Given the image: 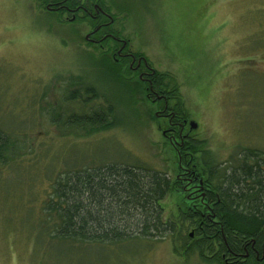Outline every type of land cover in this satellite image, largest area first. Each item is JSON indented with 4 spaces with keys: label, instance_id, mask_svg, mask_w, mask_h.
<instances>
[{
    "label": "rangeland",
    "instance_id": "obj_1",
    "mask_svg": "<svg viewBox=\"0 0 264 264\" xmlns=\"http://www.w3.org/2000/svg\"><path fill=\"white\" fill-rule=\"evenodd\" d=\"M46 1L0 0V132L14 146L0 163V264H217L180 256L169 237L108 249L68 250L57 239L48 246L44 200L69 168L129 162L170 174L166 215L188 206L207 213L203 179L191 177V167L205 174L202 153L190 166L179 143L205 140L227 165L242 149L264 151V0H97L113 17L109 31L165 74L168 91H150L128 60L116 61L115 42L86 41L95 23L85 12L72 18ZM91 84L100 94L90 105L114 102L117 124L92 134L65 129L68 115L89 109L65 96L72 87L85 96Z\"/></svg>",
    "mask_w": 264,
    "mask_h": 264
},
{
    "label": "trees",
    "instance_id": "obj_2",
    "mask_svg": "<svg viewBox=\"0 0 264 264\" xmlns=\"http://www.w3.org/2000/svg\"><path fill=\"white\" fill-rule=\"evenodd\" d=\"M70 1L75 6L81 0ZM164 77L158 71L152 74L154 89L169 90L168 84L164 86ZM86 93L84 96L80 88L72 87L65 94L67 101H79L89 109L73 111L63 127H80L86 134L115 127V103L106 98L94 107L90 103L99 97L98 88L91 84ZM176 107L181 114L185 111L181 100ZM179 145L182 153L192 157L190 166L195 164V154L202 153L205 174L191 167V177L203 179L207 213L188 206L166 215L163 201L174 181L160 169L129 162L77 166L56 176L44 200L46 214L41 218V234L49 233L48 246L57 239L68 250L78 246L108 249L142 238L169 237L180 242L174 248L184 258L197 253L203 260L217 264H223L222 260H226L224 264H264V151L241 148L238 159L228 160L227 165L205 147V140L183 139ZM13 148L10 137L0 132V163L8 161V151L13 152Z\"/></svg>",
    "mask_w": 264,
    "mask_h": 264
},
{
    "label": "flooded vegetation",
    "instance_id": "obj_3",
    "mask_svg": "<svg viewBox=\"0 0 264 264\" xmlns=\"http://www.w3.org/2000/svg\"><path fill=\"white\" fill-rule=\"evenodd\" d=\"M69 0H47L46 8L50 11H54L56 13L65 14L68 12L73 13V17H75V12L81 11L85 12L87 18L93 23H95L94 27H92L90 33H88L86 37V41L92 42L99 46H103L107 41L106 39L109 37L110 42L114 43L117 48L115 50L114 58L116 61H120V59L128 60L129 68L133 71H138L140 78H142L145 82L148 83L150 91H153V82H152V74L155 72L149 66L147 59L144 55L137 53L136 51H132L128 47L127 41L119 37L118 35L113 34L109 31V24L112 23L113 17L111 14L105 10V6L97 2V0H81L77 5L73 6L72 1L68 3ZM85 16V17H86ZM119 45V46H117ZM156 97L160 100L166 101L165 94L155 93ZM249 254L247 250L246 256ZM259 256V253L256 254Z\"/></svg>",
    "mask_w": 264,
    "mask_h": 264
},
{
    "label": "water",
    "instance_id": "obj_4",
    "mask_svg": "<svg viewBox=\"0 0 264 264\" xmlns=\"http://www.w3.org/2000/svg\"><path fill=\"white\" fill-rule=\"evenodd\" d=\"M190 123H191V129H193V128L197 127V125H198V124H197V122H196V121H194V120H193V121H191ZM192 235H193V232H191V236H192Z\"/></svg>",
    "mask_w": 264,
    "mask_h": 264
}]
</instances>
